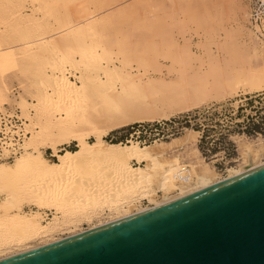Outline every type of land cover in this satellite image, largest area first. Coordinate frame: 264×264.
Listing matches in <instances>:
<instances>
[{
    "label": "rangeland",
    "instance_id": "obj_1",
    "mask_svg": "<svg viewBox=\"0 0 264 264\" xmlns=\"http://www.w3.org/2000/svg\"><path fill=\"white\" fill-rule=\"evenodd\" d=\"M203 1L209 2L213 13L204 20ZM218 9L220 14L215 12ZM255 10L259 11L257 22L251 16ZM77 22L81 23L73 32L67 29ZM25 41H33V44L28 46ZM96 45L99 47L93 51ZM86 50L93 52L98 60L92 64L91 72L83 69L85 66L81 63L76 64L79 69L74 64L64 63L65 72L74 76L78 73L79 81L90 74L104 76L98 69L101 65H121V61L125 69L144 73V79L165 80L125 81L128 92L123 103L150 105L148 114L154 117L110 131L102 117L111 105H106L99 96H92L96 109L89 108L88 113L94 114L95 124L91 127L77 123L74 127L88 141L94 140L97 131L107 141L132 139L144 145L193 128L200 136L188 148L193 146L199 151L201 161H212L210 164L216 171L225 175L228 167L237 164L236 136L264 139V89L244 93L238 88L232 96L227 94L188 111L171 107L175 105L173 99L179 97V101L184 102L194 96L197 91L191 90L209 95L230 92L242 70L259 62L264 65V0H0V113L20 114L27 119L26 128L30 132L39 128L33 118L38 94L47 81H59L56 78L60 71L52 63L61 54L80 60ZM98 52H102L101 57ZM116 87L121 90L123 85L117 82ZM47 90L51 91L50 87ZM61 112L53 113L59 116ZM133 114L144 113L135 110ZM76 131L73 134H77ZM63 140L57 143L58 151L76 148L77 142L73 139L69 138L66 143ZM32 148L30 146L29 150ZM40 149L49 160H57L46 144ZM12 151L8 154L9 161L14 155ZM176 152L184 156H179L181 163L196 160L187 151L186 144L177 146ZM169 154L173 153H164ZM130 163L137 165L135 160ZM147 203V199H141V204ZM34 209L33 205L24 206L26 212ZM40 211L41 222L53 216L52 209ZM88 225L83 220L79 227ZM67 234L68 231L63 230L57 236Z\"/></svg>",
    "mask_w": 264,
    "mask_h": 264
},
{
    "label": "bare ground",
    "instance_id": "obj_2",
    "mask_svg": "<svg viewBox=\"0 0 264 264\" xmlns=\"http://www.w3.org/2000/svg\"><path fill=\"white\" fill-rule=\"evenodd\" d=\"M208 4L206 1L202 4V19L213 15ZM215 12H219V9ZM80 23H74L67 29L72 31ZM40 39L43 40L44 37ZM254 43L256 44L255 41ZM24 44L30 46L33 41H25ZM97 47L99 45L92 50L97 51ZM98 53L101 57L102 52ZM54 61V68L60 71V75H56L59 81H47L38 94L34 113L36 117L33 118L37 120L39 128L30 132L26 128L29 124L27 119L16 113L23 125V132L20 133L22 142L16 141L13 136L6 140L0 138V258L123 219L264 164V139L261 136H236L239 154L235 159L237 164L228 167L225 175L216 171L210 164L212 161H201L199 151L193 146L188 148L200 136L199 131L193 128H185L180 134L172 135L166 140L154 139L144 145L132 139L125 142L107 141L97 131L94 140L88 141L74 127L77 123L89 124L91 127L95 124L94 114L88 113L89 108L96 109L95 103L91 102L94 101L92 96H99L106 105H111V109L102 117L110 131L134 121L154 117L148 114L150 105L129 101H126L127 104L123 103L128 92L125 81L165 80L152 77L144 79V73H133L125 69L121 61V65H101L98 69L102 70L104 76L90 74L79 81L78 73L74 76V73L69 75L68 71L65 72L64 63L74 64L76 69H79L76 64L81 63L85 66L83 69L92 71V64L98 60L88 50L82 53L80 60L61 54ZM259 63L258 67L255 65L242 70L232 90L228 89L230 92L225 90V93L214 96L191 90L197 91L194 96L184 102H180L181 98L178 97L173 99L175 105H170L173 110L182 112L191 110L193 106L222 99L227 94L232 96L237 93L238 88L244 93L263 90L264 65ZM117 82L122 83L121 90L116 87ZM49 87L51 91L47 90ZM53 109L62 111V114L54 116ZM135 110H141L144 114L133 116ZM164 116L168 114L164 113ZM8 129L13 131L11 126ZM93 129L95 127L91 128ZM74 131L77 134H73ZM69 138L77 142L76 148L58 151L57 143L63 139V143H66ZM44 144L52 149L57 160H49L42 154L40 148ZM181 144L187 145V151L194 156L195 162H180L179 156L182 154L176 152V147ZM30 146L33 147L32 150H29ZM17 148L20 149L19 152L12 151ZM11 151L14 155L12 161H9L8 154ZM166 151L173 154L164 155ZM130 160H135L137 165L131 164ZM141 199H147L148 203L141 204ZM25 205H33L36 209L26 212ZM45 208L52 209L53 216L46 222H41L43 215L40 210ZM83 220L89 223L87 228L79 227ZM63 230L68 231V234L57 236Z\"/></svg>",
    "mask_w": 264,
    "mask_h": 264
},
{
    "label": "water",
    "instance_id": "obj_3",
    "mask_svg": "<svg viewBox=\"0 0 264 264\" xmlns=\"http://www.w3.org/2000/svg\"><path fill=\"white\" fill-rule=\"evenodd\" d=\"M0 264H264V164Z\"/></svg>",
    "mask_w": 264,
    "mask_h": 264
},
{
    "label": "built area",
    "instance_id": "obj_4",
    "mask_svg": "<svg viewBox=\"0 0 264 264\" xmlns=\"http://www.w3.org/2000/svg\"><path fill=\"white\" fill-rule=\"evenodd\" d=\"M251 16L254 18V21L257 22L259 19V11L255 10L254 13L252 12ZM157 122L159 123L160 121ZM8 126H11L13 131L8 129ZM22 128L23 125L21 124V120L16 114L9 115L7 113H0V138L6 140L9 136H13L16 141L22 142V136L20 135V133L23 132ZM15 146H17V144H15ZM17 150L20 149L17 148Z\"/></svg>",
    "mask_w": 264,
    "mask_h": 264
},
{
    "label": "trees",
    "instance_id": "obj_5",
    "mask_svg": "<svg viewBox=\"0 0 264 264\" xmlns=\"http://www.w3.org/2000/svg\"><path fill=\"white\" fill-rule=\"evenodd\" d=\"M111 141H113V140H111ZM113 142H115V141H113Z\"/></svg>",
    "mask_w": 264,
    "mask_h": 264
}]
</instances>
